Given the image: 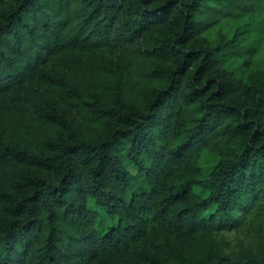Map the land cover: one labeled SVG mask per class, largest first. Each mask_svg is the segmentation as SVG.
Here are the masks:
<instances>
[{
  "label": "trees",
  "instance_id": "16d2710c",
  "mask_svg": "<svg viewBox=\"0 0 264 264\" xmlns=\"http://www.w3.org/2000/svg\"><path fill=\"white\" fill-rule=\"evenodd\" d=\"M264 0H0V264H264Z\"/></svg>",
  "mask_w": 264,
  "mask_h": 264
},
{
  "label": "rangeland",
  "instance_id": "374dc122",
  "mask_svg": "<svg viewBox=\"0 0 264 264\" xmlns=\"http://www.w3.org/2000/svg\"><path fill=\"white\" fill-rule=\"evenodd\" d=\"M219 253L232 259L242 255L259 256L264 253V234L255 229L242 226L219 232L215 236Z\"/></svg>",
  "mask_w": 264,
  "mask_h": 264
}]
</instances>
